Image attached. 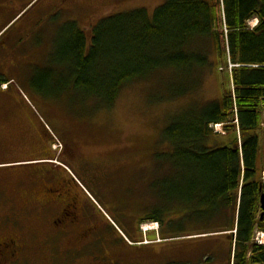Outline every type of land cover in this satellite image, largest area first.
<instances>
[{"label": "trees", "instance_id": "obj_1", "mask_svg": "<svg viewBox=\"0 0 264 264\" xmlns=\"http://www.w3.org/2000/svg\"><path fill=\"white\" fill-rule=\"evenodd\" d=\"M254 18L259 25L250 30L247 23ZM65 29L57 49L59 67L83 93L113 106L126 87L147 82L166 89L163 102L187 97L164 131L169 153L157 155L162 162L157 206L138 223L153 221L166 230L173 228L174 219H183L179 222L190 223V230L231 232L230 252L225 259L223 242L221 248L196 249L167 264H264V246L253 241L256 230L264 232V0H167L153 16L138 10L103 19L89 41L77 23ZM206 43L211 50H204ZM213 66L220 75H229V83L220 98L198 102L192 95ZM4 107L11 112L10 105ZM236 115L239 133L233 124ZM216 124L225 125L226 142L231 134L233 139L212 148L214 140L223 143L211 129ZM19 147L14 143L0 149L5 158L0 165L51 160L19 161L13 155ZM40 165L32 174L51 167Z\"/></svg>", "mask_w": 264, "mask_h": 264}, {"label": "rangeland", "instance_id": "obj_2", "mask_svg": "<svg viewBox=\"0 0 264 264\" xmlns=\"http://www.w3.org/2000/svg\"><path fill=\"white\" fill-rule=\"evenodd\" d=\"M78 1L85 6L78 4L77 8L66 9L60 8V3L45 15L44 9L53 1L42 0L35 8L18 15L0 33V60L18 63L15 71L9 69L11 76L17 75L16 80L4 82H10L9 86L13 83L12 90L4 85L0 89L3 92L0 94V149L16 143L20 147L13 155L19 161L51 159L31 160L11 167L0 165V235L15 231L27 240L30 252L35 254L27 257L25 264H167L186 259L196 249L221 248L223 242L226 259L231 232H205L193 227L190 230V223L179 222L183 219H174L173 228L166 230L153 221L138 223L157 206L155 185L162 183L158 176L162 162L157 160V155L165 150L169 153L162 141L164 131L177 116L174 113L188 101L187 97L163 102L165 88L140 82L126 87L113 106H107L75 87L65 68L59 67L57 49L67 33L65 27L78 23L89 41L93 28L103 19L138 10L153 16L167 0ZM8 16L0 10V25ZM207 43L204 50H211ZM210 58L216 62L214 54ZM228 83L227 76L220 75L213 66L206 70L193 99L198 102L218 99ZM4 104L10 105V113ZM231 139L232 134L228 142L214 140L211 147H222ZM262 139L264 153V136ZM52 140L61 145L52 144ZM4 159L1 157L0 163ZM54 159L73 170L89 195L95 198L92 200L89 196L90 202H97L96 206L103 209L101 212L96 209L101 219L111 216L115 225L107 219L100 221L94 228L96 234L87 235L85 242L93 237L88 243H79L78 237L87 227L77 228L73 237L67 236L61 250L50 253L43 240L47 231L51 234L54 231L46 220L35 228H9L15 226L6 227L4 223L6 217L14 215L11 211L20 209L9 201L28 191L24 190L31 187V175L42 174L41 170L32 174V170L40 164L56 170L59 165ZM147 202L151 205L147 206ZM183 225L185 230L181 228ZM59 239L51 236V241H56L60 248ZM255 241L258 242L257 236Z\"/></svg>", "mask_w": 264, "mask_h": 264}, {"label": "flooded vegetation", "instance_id": "obj_3", "mask_svg": "<svg viewBox=\"0 0 264 264\" xmlns=\"http://www.w3.org/2000/svg\"><path fill=\"white\" fill-rule=\"evenodd\" d=\"M70 3L75 7L78 4L85 6L78 0H71ZM30 181L31 187L24 190L28 191L11 200L20 209L11 211L10 213L14 215L5 218L6 223H3L6 227L9 225L15 226L9 228L41 227L42 222L45 223L46 220L54 231L52 234L47 231L43 240L49 246L50 253L61 250V247L66 244L67 236L73 237L77 228L87 227L85 233L78 236L79 243L92 242L93 237L85 242L87 235H95L94 228L105 218L101 219L94 203H91L89 196L67 171L60 166L56 170L50 167L41 175H34ZM105 223L107 224V221ZM51 236L55 239L60 238L58 240L61 242L60 248L56 241H51ZM30 248L27 240L25 241L17 232H5V235H0V264H20V262L25 264L28 261L27 257L35 254L30 252Z\"/></svg>", "mask_w": 264, "mask_h": 264}, {"label": "crops", "instance_id": "obj_4", "mask_svg": "<svg viewBox=\"0 0 264 264\" xmlns=\"http://www.w3.org/2000/svg\"><path fill=\"white\" fill-rule=\"evenodd\" d=\"M41 1L42 0H0V10L5 11L9 14V16L6 18L7 21H5L4 23L1 22L0 33L2 31H4L5 29H7L6 26H9L10 24H12L16 20L18 15L20 16V13H22L25 10H28L31 7L35 8V6L37 4H40ZM52 1H53V3L49 4L44 9L47 12L45 15L51 13L52 10H55L56 6H58L61 3L60 0H52ZM60 7H61V5H60ZM62 7H63V4H62ZM4 27H6V28H4ZM17 68H18L17 62H14L12 60H9V61L0 60V84H3L5 81H7L9 79L16 80L17 75L11 76L10 74L12 72L9 69H12L15 71V69H17ZM226 76L228 79L229 75L226 74ZM13 77H15V78H13ZM12 85H13V83L9 86V89H11L10 87ZM8 92H5V93H8ZM2 93L3 92L0 91V94H2ZM14 93H16V92H14ZM225 140H227V139H225V138L221 139V141H223V142Z\"/></svg>", "mask_w": 264, "mask_h": 264}, {"label": "water", "instance_id": "obj_5", "mask_svg": "<svg viewBox=\"0 0 264 264\" xmlns=\"http://www.w3.org/2000/svg\"><path fill=\"white\" fill-rule=\"evenodd\" d=\"M261 208L263 210V213H262V216H261V219L264 217V195L262 196V199H261Z\"/></svg>", "mask_w": 264, "mask_h": 264}]
</instances>
